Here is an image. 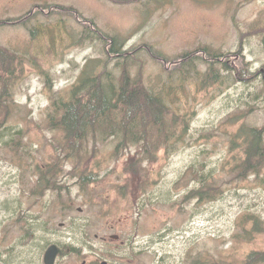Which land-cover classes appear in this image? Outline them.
Returning <instances> with one entry per match:
<instances>
[{
  "label": "rangeland",
  "instance_id": "rangeland-1",
  "mask_svg": "<svg viewBox=\"0 0 264 264\" xmlns=\"http://www.w3.org/2000/svg\"><path fill=\"white\" fill-rule=\"evenodd\" d=\"M117 1L0 0V22L61 5L126 50L150 45L171 60L194 53L170 72L140 51L131 69L188 118V130L137 170L140 148L119 147V138L75 144L52 125V103L89 62L107 64L103 42L59 10L1 26L0 46L18 62L13 95L0 105V241L8 247L49 234L85 256L93 244L111 264L120 257L125 264H243L264 252V162L243 172L246 135L257 129L264 137V34L255 32L264 26V0ZM205 50L235 62L239 75L218 63L216 79L205 82L214 68L200 56ZM108 68L121 73L118 62ZM31 240L22 256L34 249Z\"/></svg>",
  "mask_w": 264,
  "mask_h": 264
},
{
  "label": "trees",
  "instance_id": "trees-1",
  "mask_svg": "<svg viewBox=\"0 0 264 264\" xmlns=\"http://www.w3.org/2000/svg\"><path fill=\"white\" fill-rule=\"evenodd\" d=\"M118 3L117 0H111ZM136 0L126 1L133 3ZM55 10L62 14L73 16L78 22L85 24L88 34H94L104 44V51L108 58L107 64L101 59L89 62L83 69L77 84L68 92L65 98L54 101L52 125L64 130L68 139L81 140L89 137L119 138V147L136 146L140 148L137 160L132 167L137 170L143 163L157 162V153L162 148H171L172 141L178 139L188 130V118L174 111L168 104L167 97L161 91L148 88L144 83L142 72L133 77L132 65L138 61L140 51L146 52L165 70L170 72L188 65L194 53H185L171 60L156 51L153 46L124 49L118 37H112L100 28L93 26L72 7L66 6H39L26 15L12 19L9 22H0L4 25H27L33 16L50 15ZM258 24V23H257ZM260 25V24H258ZM258 34H264V26L255 28ZM200 56L212 62L214 68L205 75V82L216 79L215 65L224 64L228 70L233 69L239 75L237 66L232 61L222 57L220 53H211L207 50ZM17 56L0 46V105H6L11 98L15 85ZM118 62L121 73L116 78L109 71L108 64ZM241 76V75H240ZM183 127V130L180 129ZM247 137V160L243 161V172L258 158L264 162V137L261 130L252 129ZM75 147V146H72ZM144 168V167H143ZM256 169V167H254ZM210 264V263H206ZM214 264H229L224 260H215ZM243 264H264V252L252 253Z\"/></svg>",
  "mask_w": 264,
  "mask_h": 264
},
{
  "label": "flooded vegetation",
  "instance_id": "flooded-vegetation-1",
  "mask_svg": "<svg viewBox=\"0 0 264 264\" xmlns=\"http://www.w3.org/2000/svg\"><path fill=\"white\" fill-rule=\"evenodd\" d=\"M81 232L86 242L88 234L85 230ZM49 236V234H46L38 237L32 233L25 236L24 241H22L23 237L14 241H9L8 247H6V241H0V245L6 248L5 251H0V264H71V261L74 264H111L109 261L102 259V257L98 259V248L93 244L86 245L89 248V255L85 256L83 249L80 247L76 249L75 246L71 244L54 242V240L49 239ZM96 238H98V235ZM120 238L119 235L112 236V239L116 242H118ZM29 240H31L30 244L33 245L34 249L30 254L22 256L21 250ZM107 240L108 239L105 238V241ZM124 245L125 243H122L121 246ZM91 255L94 259L88 261L87 257ZM80 259L83 261L80 262ZM114 264H125V258L120 257L116 259Z\"/></svg>",
  "mask_w": 264,
  "mask_h": 264
},
{
  "label": "water",
  "instance_id": "water-1",
  "mask_svg": "<svg viewBox=\"0 0 264 264\" xmlns=\"http://www.w3.org/2000/svg\"><path fill=\"white\" fill-rule=\"evenodd\" d=\"M105 264V263H104Z\"/></svg>",
  "mask_w": 264,
  "mask_h": 264
}]
</instances>
